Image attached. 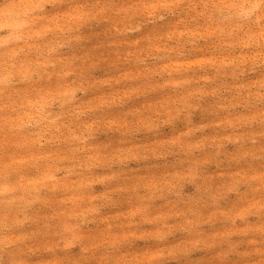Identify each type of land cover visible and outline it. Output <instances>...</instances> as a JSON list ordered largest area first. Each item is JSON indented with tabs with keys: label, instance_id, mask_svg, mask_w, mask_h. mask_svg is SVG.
<instances>
[{
	"label": "rangeland",
	"instance_id": "374dc122",
	"mask_svg": "<svg viewBox=\"0 0 264 264\" xmlns=\"http://www.w3.org/2000/svg\"><path fill=\"white\" fill-rule=\"evenodd\" d=\"M0 264H264V0H0Z\"/></svg>",
	"mask_w": 264,
	"mask_h": 264
}]
</instances>
